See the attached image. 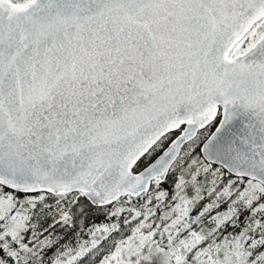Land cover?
<instances>
[{
	"label": "snow or ice",
	"instance_id": "snow-or-ice-1",
	"mask_svg": "<svg viewBox=\"0 0 264 264\" xmlns=\"http://www.w3.org/2000/svg\"><path fill=\"white\" fill-rule=\"evenodd\" d=\"M0 264H264V0H0Z\"/></svg>",
	"mask_w": 264,
	"mask_h": 264
},
{
	"label": "trees",
	"instance_id": "trees-1",
	"mask_svg": "<svg viewBox=\"0 0 264 264\" xmlns=\"http://www.w3.org/2000/svg\"><path fill=\"white\" fill-rule=\"evenodd\" d=\"M162 190H167L169 191V193L171 194L173 192V185L171 184V182L163 184L161 186ZM155 202V201H154ZM173 201L171 199L166 198L164 201L160 202V207L159 209L156 210V216H162L166 211L170 210V207L173 205ZM152 207H155V203L152 205ZM125 216H127V213L124 214ZM93 219L97 222V223H101L104 221L103 216H96L93 217ZM154 219L156 221H160L158 219H156V217H154ZM113 222H115V218L113 220ZM161 222V221H160ZM161 224V223H160ZM129 226L125 227L122 225V232L120 234H113L114 236H116V238H119L121 235L125 236L126 235V229ZM128 230V229H127ZM228 232H232V229L230 230V228L227 229Z\"/></svg>",
	"mask_w": 264,
	"mask_h": 264
},
{
	"label": "rangeland",
	"instance_id": "rangeland-1",
	"mask_svg": "<svg viewBox=\"0 0 264 264\" xmlns=\"http://www.w3.org/2000/svg\"><path fill=\"white\" fill-rule=\"evenodd\" d=\"M154 203H156V202H154ZM221 210H224L223 208L221 209ZM152 219H154V217L152 218ZM135 221H133L132 222V224L131 225H129V227L128 228H125L126 229V235H125V237L127 236V235H129L130 234V228L131 227H134L135 226ZM161 222L160 221H156V224L157 225H159ZM128 229V230H127ZM117 240H119L120 239V237L119 238H116Z\"/></svg>",
	"mask_w": 264,
	"mask_h": 264
},
{
	"label": "flooded vegetation",
	"instance_id": "flooded-vegetation-1",
	"mask_svg": "<svg viewBox=\"0 0 264 264\" xmlns=\"http://www.w3.org/2000/svg\"><path fill=\"white\" fill-rule=\"evenodd\" d=\"M243 219V218H242ZM230 230H231V228H230Z\"/></svg>",
	"mask_w": 264,
	"mask_h": 264
}]
</instances>
